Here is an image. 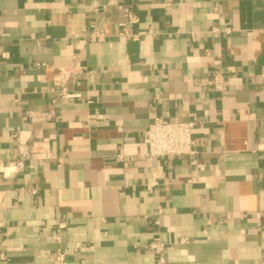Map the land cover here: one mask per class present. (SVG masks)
Instances as JSON below:
<instances>
[{
    "label": "crops",
    "instance_id": "0c3cea01",
    "mask_svg": "<svg viewBox=\"0 0 264 264\" xmlns=\"http://www.w3.org/2000/svg\"><path fill=\"white\" fill-rule=\"evenodd\" d=\"M119 7L149 34L119 38ZM156 117L195 120V155L146 160ZM20 132L51 159L0 177V264H157L154 239L163 264H264V0H0V163Z\"/></svg>",
    "mask_w": 264,
    "mask_h": 264
},
{
    "label": "built area",
    "instance_id": "2783aa9c",
    "mask_svg": "<svg viewBox=\"0 0 264 264\" xmlns=\"http://www.w3.org/2000/svg\"><path fill=\"white\" fill-rule=\"evenodd\" d=\"M119 9L123 15V21L119 25L121 28V32L118 34L119 38L125 41L135 42L146 34H149L148 31L131 32L129 28L138 24V18L128 8L119 7ZM212 31L217 32L215 29ZM224 32L225 34L227 33L226 31ZM105 40L106 36L104 31L97 24H92L85 41L90 44H98ZM72 62V66L59 69L56 77L53 79L54 86L57 88V98L55 100L61 101L76 98V96L69 94L67 91V84L70 81L77 80L87 70L80 62V55L73 56ZM45 66V64H42L40 67ZM208 84L215 92H224V78L219 73L212 76ZM54 103L53 105H55ZM54 117V107L43 112L25 111V118L28 123L40 128L48 125ZM195 125V120L170 123L162 118L156 117L143 133V142L147 146L146 160L153 162L157 161V159L195 155L194 150L196 144L192 138V131ZM15 139L17 143L15 159L6 165L0 163V177L4 179L10 174L20 173L25 171V169L33 168L34 162H44L51 159V146L48 139L33 138L31 136L25 137L21 132L15 136ZM262 152L264 158V150ZM157 224L158 222H155V225ZM144 248L154 253L157 257V264L164 263L165 249L160 239H154L150 244L144 246ZM63 257V254L57 251L54 258L59 264H64ZM0 258L2 259L3 256H0Z\"/></svg>",
    "mask_w": 264,
    "mask_h": 264
}]
</instances>
